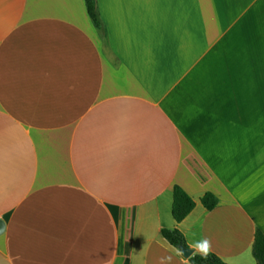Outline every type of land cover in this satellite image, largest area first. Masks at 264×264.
Here are the masks:
<instances>
[{"label": "crops", "instance_id": "1", "mask_svg": "<svg viewBox=\"0 0 264 264\" xmlns=\"http://www.w3.org/2000/svg\"><path fill=\"white\" fill-rule=\"evenodd\" d=\"M96 1L0 0V264H257L264 0Z\"/></svg>", "mask_w": 264, "mask_h": 264}, {"label": "trees", "instance_id": "2", "mask_svg": "<svg viewBox=\"0 0 264 264\" xmlns=\"http://www.w3.org/2000/svg\"><path fill=\"white\" fill-rule=\"evenodd\" d=\"M85 3L90 18L95 26L101 30L103 27L97 1L85 0ZM173 199V217L180 223L192 213L196 203L193 198L180 187L174 188ZM202 202L208 210H213L218 206L220 200L213 194H207L203 197ZM162 238L176 250H180L181 247L189 248L184 235L178 229H163ZM253 252L257 264H264V233L261 230H258L256 233ZM189 261L191 264H228L214 253H210L207 259H202L199 255H193Z\"/></svg>", "mask_w": 264, "mask_h": 264}, {"label": "clouds", "instance_id": "3", "mask_svg": "<svg viewBox=\"0 0 264 264\" xmlns=\"http://www.w3.org/2000/svg\"><path fill=\"white\" fill-rule=\"evenodd\" d=\"M190 248L193 250V255H199L202 259H207L208 255L210 254L212 250V243L211 240L207 237L196 241L195 243H192L189 245ZM177 255H182L181 250H177ZM171 257H162L160 264H171ZM184 264H188L187 260H185Z\"/></svg>", "mask_w": 264, "mask_h": 264}, {"label": "water", "instance_id": "4", "mask_svg": "<svg viewBox=\"0 0 264 264\" xmlns=\"http://www.w3.org/2000/svg\"><path fill=\"white\" fill-rule=\"evenodd\" d=\"M4 223L0 221V233L4 230ZM180 250L182 251V256L185 259H189L193 256V250L191 248L181 247Z\"/></svg>", "mask_w": 264, "mask_h": 264}]
</instances>
